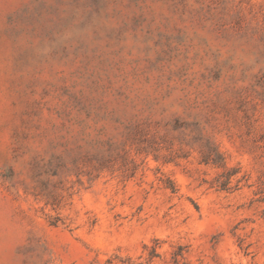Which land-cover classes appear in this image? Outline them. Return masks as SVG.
<instances>
[{"label":"rangeland","instance_id":"374dc122","mask_svg":"<svg viewBox=\"0 0 264 264\" xmlns=\"http://www.w3.org/2000/svg\"><path fill=\"white\" fill-rule=\"evenodd\" d=\"M260 190L264 0H0V264H264Z\"/></svg>","mask_w":264,"mask_h":264},{"label":"trees","instance_id":"16d2710c","mask_svg":"<svg viewBox=\"0 0 264 264\" xmlns=\"http://www.w3.org/2000/svg\"><path fill=\"white\" fill-rule=\"evenodd\" d=\"M203 161L205 163L211 162L212 164L217 165V166H221V167L224 166V162L222 161V157L220 156V154L217 152V150L215 148H214L213 154L210 152L204 154ZM234 173L235 172H231L228 170L223 171L221 174H219V176L213 182L214 187H216L217 190H225V191H230V190L235 189L234 187L228 186V184L230 183V177ZM236 187H237V185H236ZM260 193H262V195L257 199V201L264 203V190H260ZM263 217H264V212H263ZM182 251H183V246L178 245L176 250L173 252V255H172V259H173L174 264H179L178 258L179 257L182 258ZM154 256H157V255L152 250L149 258H152ZM139 264H142V263H139Z\"/></svg>","mask_w":264,"mask_h":264}]
</instances>
